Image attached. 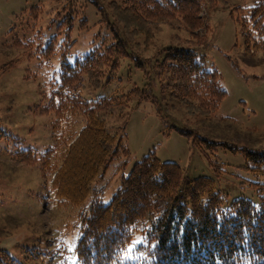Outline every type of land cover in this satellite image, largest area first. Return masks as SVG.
Instances as JSON below:
<instances>
[{
	"label": "rangeland",
	"instance_id": "1",
	"mask_svg": "<svg viewBox=\"0 0 264 264\" xmlns=\"http://www.w3.org/2000/svg\"><path fill=\"white\" fill-rule=\"evenodd\" d=\"M95 1L113 21L108 6L112 0ZM255 2L226 0V8L202 3V25L191 33L205 37L203 43L192 38L176 21L153 23L154 37L148 48L144 47L143 35L127 39L128 53L144 63L148 77L130 56L120 61L108 84L83 90L82 97L92 101L125 95L133 87L146 88L158 99V103L134 100L124 110L126 114L116 108L106 116V127L123 136L129 155L115 159L102 178L92 184L94 190L101 191L102 203L111 199L121 177L129 173L134 163L154 152L161 161L178 164L185 179L212 178L227 201L243 196L258 204L251 183L264 181V175L247 169L249 162L244 150L264 152V54L244 51L243 39L229 14L234 6L249 8ZM35 6L40 8L36 18L30 11ZM79 11L87 20L86 28L79 27ZM204 11L205 17L201 16ZM69 12L73 24L67 33L65 28L58 27ZM100 19L92 0H0V130L6 135L0 138V253L9 257L8 264L75 263L80 207L58 203L50 188L53 173L42 176L38 164H24L12 152L27 148L42 152L53 144L54 116L39 114V106L45 100L43 94L58 77L63 61L61 48L67 35L66 45L72 43L64 50L69 63L92 48L111 42V30ZM54 36L56 52L47 58L45 46ZM16 39L23 45H14ZM169 46L193 47L207 68L220 72L226 96L213 116L189 114L177 100L161 97L153 64L161 57L159 52ZM9 62H13L12 66L3 71ZM78 120L77 129L83 125L81 116ZM174 127L190 130L218 145L211 149L203 144L207 160ZM124 161L126 165L121 168ZM91 196L92 192L84 206ZM139 242L142 238L137 234L127 247L126 259L133 258L132 252Z\"/></svg>",
	"mask_w": 264,
	"mask_h": 264
},
{
	"label": "trees",
	"instance_id": "2",
	"mask_svg": "<svg viewBox=\"0 0 264 264\" xmlns=\"http://www.w3.org/2000/svg\"><path fill=\"white\" fill-rule=\"evenodd\" d=\"M92 2L100 12L99 22L111 30V42L69 63L64 50L72 43L66 45L67 35L61 48L60 72L39 106L40 115L54 116V142L42 152L32 148L12 152L24 164H38L42 176L53 173L50 188L58 203L80 207L74 264H264V181L251 183L258 204L243 196L227 201L212 178L185 179L178 164L163 162L149 152L121 177L107 203H102L101 191L92 186L115 159L129 155L123 136L106 127V116L116 108L126 114L124 110L134 100L158 103V99L146 88L133 87L125 95L92 101L82 97L83 90L108 84L125 57L131 56L148 77L144 63L128 53L127 39L143 35L144 47L148 48L154 37L153 23L176 21L203 43L205 37L191 33L202 25L200 5L208 2L210 7L226 8V0H112L108 6L113 21L97 1ZM30 11L36 18L40 8L35 6ZM78 14L79 27L86 28V18L81 11ZM229 14L243 39L244 51L264 54V0H256L249 8L234 6ZM72 24L69 12L58 28L68 33ZM56 41L54 36L46 44L47 58L55 54ZM13 44L23 45L18 39ZM159 53L153 70L161 97L177 100L189 114L213 116L226 96L220 72L207 68L191 46H169ZM12 64L7 63L2 70ZM79 116L83 125L77 129ZM174 128L187 136L207 160L203 144L211 149L218 145L190 130ZM5 137L0 130V138ZM244 155L249 162L247 169L264 175V152L244 150ZM125 165L122 162L121 168ZM91 192L89 204L84 206ZM137 234L142 242L134 247L133 258L126 259L127 247ZM8 260L5 253H0V264H8Z\"/></svg>",
	"mask_w": 264,
	"mask_h": 264
},
{
	"label": "built area",
	"instance_id": "3",
	"mask_svg": "<svg viewBox=\"0 0 264 264\" xmlns=\"http://www.w3.org/2000/svg\"><path fill=\"white\" fill-rule=\"evenodd\" d=\"M200 15H201V14H200ZM201 16H204V17L206 16V13H205V11H204V14H202Z\"/></svg>",
	"mask_w": 264,
	"mask_h": 264
}]
</instances>
